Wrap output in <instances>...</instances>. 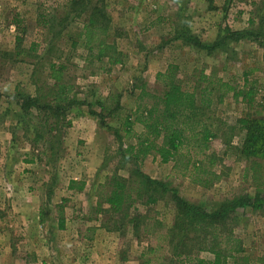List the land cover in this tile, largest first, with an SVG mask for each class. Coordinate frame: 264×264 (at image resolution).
<instances>
[{
    "label": "rangeland",
    "instance_id": "374dc122",
    "mask_svg": "<svg viewBox=\"0 0 264 264\" xmlns=\"http://www.w3.org/2000/svg\"><path fill=\"white\" fill-rule=\"evenodd\" d=\"M93 1L91 9L95 6L105 14L112 37L108 41L124 54L123 63L110 73L105 72L108 60L98 61L96 51L90 55L80 36L88 11L74 12L69 16L68 30L57 35L38 24L39 16L64 19L70 10L69 0H0V229L4 233L0 241L10 240L16 247V264H32L34 260L36 264H166L165 250H157L163 241L157 237L174 219L168 196L152 209L137 204L146 219L136 234L128 220L116 232L100 229L103 222L106 228L113 229L122 221V216L109 215L102 216L103 222L101 218L100 222L97 220L95 205L102 194L108 193V179L117 173L131 183L135 167L122 163L113 131L89 116L87 106L68 114L70 128L51 135L44 123L46 116L41 113L31 112L20 124L23 111L13 98L18 87L34 95L37 83L44 87L54 78L68 80L75 84L78 98L97 112L100 111L97 101L114 108L119 99L122 109L106 121L111 127L120 128L123 117L138 105L139 90L135 87L146 83L148 89L160 92L163 84L157 81V75L175 65L177 80H188L191 76L197 80L204 71L214 73L237 89H242L245 83L248 88L254 87L256 94L251 107L241 98L234 100L231 92L222 104L212 108L214 122L222 120L221 135L236 127L243 117L264 119V54L258 44L244 40L233 45L235 54L206 56L173 40L175 31L170 20L177 13H181L184 22L192 18L191 27L197 37L211 43L218 28L234 31L251 28L250 21L264 16V0ZM18 36L22 43L18 49L20 56L15 58ZM32 44H36L37 51L30 55L28 49ZM53 46L54 52L49 55ZM50 60L65 66L62 74L51 76L47 64ZM61 117L58 121H62ZM55 120L51 118L50 123ZM82 129L89 133L88 139L80 138ZM36 130L43 137L37 143ZM142 130L141 125H135V131ZM234 135L233 144L239 145L244 134L236 129ZM212 149L222 161L212 168L215 176H201L210 181L208 187L197 184L193 177L174 173L172 163L163 164L154 155L144 160L141 170L155 181L168 183L188 202L207 209L224 200L254 197L257 189L264 195V163L247 162L227 151L220 142H215ZM192 156L198 158L194 152ZM72 179L84 182L85 191L69 190ZM51 188L53 195L49 200ZM61 205L64 230L58 228ZM42 208L46 209L44 223L39 218ZM237 217L235 234L246 250L244 263L264 264V206L260 211L239 209ZM157 222L161 223L160 229L158 226L155 229ZM146 225L154 227L149 238ZM5 260L11 262L9 258Z\"/></svg>",
    "mask_w": 264,
    "mask_h": 264
},
{
    "label": "trees",
    "instance_id": "16d2710c",
    "mask_svg": "<svg viewBox=\"0 0 264 264\" xmlns=\"http://www.w3.org/2000/svg\"><path fill=\"white\" fill-rule=\"evenodd\" d=\"M93 2V0H69L67 9L70 10L64 19L58 20L52 15L42 14L39 16L38 24L49 32L61 35V32L68 30L71 25L69 16L75 14L74 12L88 11L89 15L80 29V36L90 55L96 51L98 61L108 60L105 72L110 73L114 67L123 63L124 54L117 49L115 43L108 41L112 37L108 32L109 27L106 26L105 14L95 6L91 9ZM182 17L181 13L176 15L177 20L173 23L175 31L173 40L203 52L206 56L215 53L224 55L234 53L233 45L244 40L257 43L264 54L263 15L259 16L258 21H250L249 29L234 31L227 27L220 28L217 38L211 43H204L195 36L189 29L188 19L184 22ZM21 43L22 38L18 36L15 58L20 56L18 49ZM36 51V44H32L28 49L30 55ZM52 52H54V46L48 50L49 55ZM47 64L53 77L62 74L65 69L63 64L55 61L50 60ZM177 69V66L170 65L166 72L157 75V81L163 84L160 92L148 89L146 83L135 87L139 90L136 95L138 105L134 111H130V114L123 117L120 128L111 127L106 121L107 118L116 117L117 111L122 109L119 99L114 108L102 101H97L96 104L100 107V111L97 112L91 104L78 98L74 93L75 84L68 80L54 78L51 84L48 82L44 87L37 83L34 95L20 91L21 88L18 87L13 98L23 111L20 124L24 116H28L31 112L41 113L46 116L44 123L48 125L50 135L70 128L72 123L66 120V117L70 112L84 106L88 107L89 116L97 119L99 124L106 126L109 131H113L118 140V153L123 159L122 163L132 164L135 168L132 169L134 180L131 183L117 173L111 175L107 183L108 193L105 195L101 193L99 197L98 212L109 216H122L118 228V225L114 227L115 230L107 227L110 231H119L123 225L125 227V221L128 220V223L133 226V233L136 234L146 219L137 204L152 209L169 196L174 212L173 223L164 233L161 231V235L158 234L157 237V240L159 238L163 241V245L157 250H165L166 264H246L243 241L235 234L237 212L239 209L248 208L255 211L262 210L264 195L261 194V189L256 190L254 197L245 195L224 200L217 206L207 209L205 206L188 202L178 194L176 189L170 188L168 183L155 181L141 170L144 160L149 155H154L163 164L172 163L174 173L180 172L183 177H193L194 182L208 187L211 184L210 181L202 179L201 176L208 174L215 176L216 173L212 172V168L217 161H222L212 149L215 142L222 143L227 151L230 150L247 162L264 163V119L243 117L237 121L236 127H231L221 135L222 120L218 119L216 123L211 116L212 108L222 104L231 92H233L234 100L241 98L243 103L251 107L256 94L254 87L248 88V83H245L242 89H237L215 76L214 73L207 74L204 71L200 72L197 80L194 79L195 76H191L188 80L181 81L176 79ZM43 91L45 94L42 95ZM60 116L62 121H58ZM51 118L57 120L50 123ZM137 124L143 129L140 133L135 131ZM236 129L240 134H244L239 145L233 144ZM27 131L29 130L25 132ZM35 135V143L42 140L40 131L36 130ZM56 136L51 138L55 139ZM58 145H60V139ZM52 149L51 147L50 150ZM193 152L198 158L192 156ZM252 170L255 169L252 168ZM85 185L84 182L70 181L68 188L82 193ZM52 195L53 188L48 193L49 200ZM103 206L108 208L100 210ZM58 208L60 215L58 228L64 230V207L61 205ZM45 211L46 209L43 208L40 210L41 223L45 221ZM160 225L161 223L157 222L155 229L157 226L160 229ZM145 230L148 238L154 234L152 225H146Z\"/></svg>",
    "mask_w": 264,
    "mask_h": 264
},
{
    "label": "crops",
    "instance_id": "0c3cea01",
    "mask_svg": "<svg viewBox=\"0 0 264 264\" xmlns=\"http://www.w3.org/2000/svg\"><path fill=\"white\" fill-rule=\"evenodd\" d=\"M203 1H205V0H203ZM178 14V13H177ZM176 14V15H177ZM176 15H174V16H172L171 18H170V20H171V22H172V24H171V26L173 25V23L177 20V18H176ZM188 16V15H187ZM190 16V15H189ZM188 19V21H189V29L191 30V32L195 35V36H197V34L193 31V29H192V27H191V25H192V18H187ZM159 20H161V19H159ZM169 20V21H170ZM218 31H219V28H218ZM219 34V32L217 33V35ZM217 35H216V37H215V39L217 38ZM215 39L214 40H212V41H210V42H213V41H215ZM204 42V41H203ZM79 136H80V138L81 139H83V138H85V139H88V136H89V133L87 132V131H85V130H81V131H79ZM78 180V179H77ZM76 179H72L71 181H77ZM86 186V185H85ZM68 187H69V185H68ZM68 189V188H67ZM85 189H86V187H85ZM85 189H84V191H85ZM83 191V192H84ZM96 207H95V211H96V213H98V216H97V220H99V222H100V218L102 219V216H104V215H106L105 213L103 214L102 212L100 213V212H98L97 210H99L98 209V203H96V205H95ZM108 208V206H103L102 208H100V210H102V209H107ZM103 220H105V218L104 219H102V222H103ZM65 227H66V223H65ZM100 229H104L106 232H110V230H108L106 227H105V223L103 222L102 223V225L99 227ZM3 235H4V233H3V229H0V238L1 237H3ZM7 240V239H6ZM8 242L7 243H5V242H2L1 243V241H0V262H7V264H16L15 262H16V258H15V252H16V247H14L12 244H11V242H10V240H7ZM8 243H10V245L8 244ZM7 258H9L10 260H11V262L9 261V260H5V259H7ZM32 264H36L37 263V261L36 260H34L33 262H31Z\"/></svg>",
    "mask_w": 264,
    "mask_h": 264
}]
</instances>
